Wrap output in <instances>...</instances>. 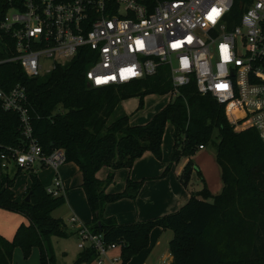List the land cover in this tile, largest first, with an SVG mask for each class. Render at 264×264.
<instances>
[{
    "label": "trees",
    "instance_id": "obj_1",
    "mask_svg": "<svg viewBox=\"0 0 264 264\" xmlns=\"http://www.w3.org/2000/svg\"><path fill=\"white\" fill-rule=\"evenodd\" d=\"M12 53L2 50L0 59ZM89 62L78 54L59 64L50 74L30 78L17 62L0 64V87L8 90L17 83L27 87L34 117V132L45 152L62 148L67 162L75 163L82 175L84 189L93 219L87 225L103 234L109 243L121 247V264L150 246L154 228L172 230L169 248L171 264H264V141L255 128L236 130L228 119L225 106L210 94L198 91L196 82L183 86L180 94L145 125H134L122 111V102L140 98V108L150 94L166 95L173 88L170 75L163 67L152 76L131 83L92 87L86 78ZM167 123L174 127L171 162L161 178L183 156L190 158L180 174L185 186L194 164L191 157L216 134V159L222 171L223 192L212 201L191 194L189 200L174 212L149 220L120 223L106 217L109 203L136 199L144 180H127L122 192L110 193L116 171L131 169L147 151L163 158V138ZM24 137L20 118L3 109L0 101V147L20 146ZM110 168L106 179L98 172ZM31 201H17L15 178L2 175L0 207L22 213L23 223L13 239L0 235V264H13V254L21 246L28 255L38 247L41 264H55L52 237H67L65 226L52 215L65 202V196L50 195L39 175L31 172ZM215 239L211 238V235ZM219 245L221 247H218ZM222 250L227 252L225 259ZM97 252H81L73 264L91 263Z\"/></svg>",
    "mask_w": 264,
    "mask_h": 264
},
{
    "label": "built area",
    "instance_id": "obj_2",
    "mask_svg": "<svg viewBox=\"0 0 264 264\" xmlns=\"http://www.w3.org/2000/svg\"><path fill=\"white\" fill-rule=\"evenodd\" d=\"M0 39L2 50L12 53L0 64L17 62L30 78L50 74L78 54L89 62L92 87L152 77L167 65L171 98L196 82L201 94L225 106L236 130L255 128L264 141V0H0ZM43 59L52 62L46 70ZM0 101L19 115L24 137L20 146L0 147L1 167L51 169L55 174L46 190L62 195L59 169L66 152L47 153L38 141L27 87H0ZM78 232L79 248L96 250L95 264L118 263L108 251L119 244L87 224Z\"/></svg>",
    "mask_w": 264,
    "mask_h": 264
},
{
    "label": "rangeland",
    "instance_id": "obj_3",
    "mask_svg": "<svg viewBox=\"0 0 264 264\" xmlns=\"http://www.w3.org/2000/svg\"><path fill=\"white\" fill-rule=\"evenodd\" d=\"M51 63L52 62L50 59H43L42 65L44 66V70L48 69ZM162 67L164 70H169V66L167 65H164ZM171 99V94L169 93L166 95L150 94L145 97L143 107L140 108V98L133 97L122 102V111L130 116V121L132 124L145 125L148 124L152 120V118L165 106H167ZM173 133V125L171 123H167L163 138L162 160L157 159L153 154L158 161H163L166 155H169V158L171 159V154L174 147ZM217 142L218 140L215 134L213 136V140L206 145L205 149H198L195 155L191 157L194 168L191 172L188 183L185 185V189L187 192L190 191L191 194H195L198 198L206 199L209 201H212L213 197L220 195L223 192L224 188L222 171L216 159ZM189 160V157L183 156L178 163L174 164L171 167L170 171L172 169H178L181 166L185 168ZM4 171L5 173H9L10 178H15V190L19 195H21V193L24 192L25 187L28 186L27 181H30L29 174L23 172L19 176L16 174L15 168L3 170L0 167V184L1 175ZM59 171L60 176L63 179H68V186L67 190H65L64 192L65 202L54 209L52 215L62 222L67 232L69 233V236H53L52 246L55 255V264H73L79 254L83 251L78 246L80 243V234L78 232L79 226L81 225V223L85 224L92 221V211L88 206L85 191L80 185L81 177L78 173L76 165L73 162H67L60 167ZM103 171H106L105 177H99L100 179H106L111 172L110 169H107V167L103 168L100 171V174L105 173ZM50 175H53L50 169L45 171V173H40L42 181L45 185H51V182H53V180L50 179ZM117 177L118 171L117 175L115 176V182L113 183V185L116 186L119 185V180L117 179ZM27 195L28 192H26L22 198L19 196V202H22ZM82 195L85 196V199L82 198ZM16 197H18L17 194ZM181 207H179V209ZM73 216H76L79 219L77 223H72L70 221V218ZM90 217L91 219L88 220V218ZM26 219L27 218L22 213L6 210L0 207V234L8 239H13L19 226L25 221L27 222ZM156 228H158V232L156 234L154 233L156 242L159 241L161 243L165 242L166 240H170L169 238H173L174 233L172 230H164L160 227ZM156 228H154L153 230H155ZM211 238L215 239L213 237V234L211 235ZM216 242L218 243V241ZM218 247H221L219 243ZM145 252L146 249L142 250L138 254V256H143ZM222 254L224 255L225 259H229V255L227 252L222 250ZM108 255L112 258L115 254L110 251L108 252ZM115 258L119 259L117 264H121L120 256L116 255ZM152 260H154V257L149 258L147 264H151ZM13 264H41L40 249L38 247H35L28 255H26L21 246H17L13 254ZM90 264H95V262H91Z\"/></svg>",
    "mask_w": 264,
    "mask_h": 264
},
{
    "label": "crops",
    "instance_id": "obj_4",
    "mask_svg": "<svg viewBox=\"0 0 264 264\" xmlns=\"http://www.w3.org/2000/svg\"><path fill=\"white\" fill-rule=\"evenodd\" d=\"M170 160L171 159L169 158V155H166L163 161H158L153 155V153L147 151L142 157L136 160L134 166L131 169L122 168V169L117 170L118 171L117 179L119 180L118 181L119 185L116 186V185L111 184L107 189V191L110 193L122 192L125 189L127 180L129 178L136 180V181H142L145 179V181L136 199L134 200L133 199H122L114 203H109L105 210V216L106 217L114 216L120 223L144 221V220H149V219H152L158 216H162V215L174 212L178 210L179 207L183 206L191 197L190 191L189 192L186 191L185 186H183L179 178L181 172L184 169L183 166L175 170L172 169L166 174V176L161 178V175L166 170L167 166L170 163ZM0 167H1V163H0ZM76 167L81 177L80 179V185H81L82 175L77 165ZM9 168H15L16 174L19 176L23 172H26L29 174L30 181H27L28 186L25 187L24 192L21 193V195H19L16 192L15 185H14L13 189L15 193L18 195V197L20 196L21 198L31 187V184H32L31 176H30L31 172L33 171L37 173L42 181L40 173H45V171L48 170V168H44L40 165L35 166L33 170H22L18 166H16L14 163H12V165ZM2 169L6 170L5 168H2ZM107 169H110V168H107ZM51 171H52V174L54 175L55 174L54 171L53 170ZM100 171L97 174L98 177L104 178L106 171H103L105 172L103 174H100ZM117 171H116L115 176L117 175ZM4 173L5 171L2 172V175ZM5 174H7L8 177L10 178L9 173H5ZM2 175H1V181H2ZM53 175H50V179L53 178ZM63 180L65 182V190H67L68 179H63ZM44 186L46 187L45 184ZM65 190L62 193L64 196H65V193H64ZM18 197H16L17 201H20V197L19 198ZM82 198L85 199V196L82 195ZM86 200H87V197H86ZM90 219L91 217L88 218V220ZM92 219H93V213H92ZM26 220L27 222L25 221L24 223L29 224V220L28 219ZM157 232H158V228H156L155 230L151 232L150 246L146 249V252L144 253L143 256L141 257L138 255L134 256L133 259L131 260L132 264H147V261L151 257H154V260H152L151 264H160L162 263L163 260H166L167 264L172 263L173 255L170 252V248H169V243L172 238H169L170 240H166L165 242H161V243L159 241L156 242L154 233L156 234ZM110 251H112L115 254L113 255V257H116V255H119L121 257V247L120 246L116 247L115 249H110L108 252ZM92 262H95V259ZM86 264H90V263H86Z\"/></svg>",
    "mask_w": 264,
    "mask_h": 264
},
{
    "label": "water",
    "instance_id": "obj_5",
    "mask_svg": "<svg viewBox=\"0 0 264 264\" xmlns=\"http://www.w3.org/2000/svg\"><path fill=\"white\" fill-rule=\"evenodd\" d=\"M31 195H32V193L30 192V193L25 197V201L30 202V201H31Z\"/></svg>",
    "mask_w": 264,
    "mask_h": 264
},
{
    "label": "snow or ice",
    "instance_id": "obj_6",
    "mask_svg": "<svg viewBox=\"0 0 264 264\" xmlns=\"http://www.w3.org/2000/svg\"><path fill=\"white\" fill-rule=\"evenodd\" d=\"M219 13L217 12V15H218ZM211 18V17H210ZM222 87H226V85H224V86H222Z\"/></svg>",
    "mask_w": 264,
    "mask_h": 264
}]
</instances>
